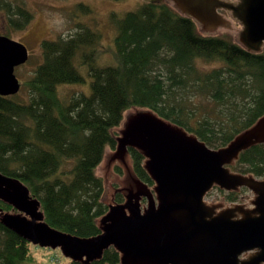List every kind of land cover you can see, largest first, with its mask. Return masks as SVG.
<instances>
[{"label": "trees", "instance_id": "obj_1", "mask_svg": "<svg viewBox=\"0 0 264 264\" xmlns=\"http://www.w3.org/2000/svg\"><path fill=\"white\" fill-rule=\"evenodd\" d=\"M0 11L8 33L35 17L21 0H0ZM115 23L114 64L99 65L94 49L81 53L91 94L66 100L58 88L86 82L75 58L98 37L84 28L68 40L42 41L43 62L22 83L28 102L0 95V172L29 187L52 227L83 238L102 232L111 205L97 168L107 148L117 149L128 110H150L211 148L228 145L264 116V47L251 50L228 34L201 31L170 0H149ZM129 154L137 177L154 185L145 152L134 146ZM234 168L264 176V144L243 151ZM115 200L125 198L120 192ZM0 206L17 211L2 200ZM34 247L0 220V264H35ZM121 257L111 247L89 264H120Z\"/></svg>", "mask_w": 264, "mask_h": 264}, {"label": "water", "instance_id": "obj_2", "mask_svg": "<svg viewBox=\"0 0 264 264\" xmlns=\"http://www.w3.org/2000/svg\"><path fill=\"white\" fill-rule=\"evenodd\" d=\"M172 1L208 30L231 21L226 19L227 11L220 15L219 9L232 8L234 1ZM242 11L245 45L261 50L264 0H245ZM28 59L29 50L23 42L0 34V95L19 93L22 84L15 69ZM121 133L118 155L124 157L128 145L142 149L146 168L157 184V198L147 194V209H141V194L150 191L138 179L140 187H130L128 202L110 206L100 234L75 236L52 227L29 187L0 172V200L19 212L11 214L0 206V220L34 245L60 248L67 258L87 264L111 247L122 254L120 264L264 263V182L232 173L227 167L243 150L264 143V116L219 148H210L146 109L125 116ZM214 184L226 190L249 185L256 195L243 194L246 203L214 201L221 211L216 214L204 202ZM254 250L250 257L242 258Z\"/></svg>", "mask_w": 264, "mask_h": 264}, {"label": "rangeland", "instance_id": "obj_3", "mask_svg": "<svg viewBox=\"0 0 264 264\" xmlns=\"http://www.w3.org/2000/svg\"><path fill=\"white\" fill-rule=\"evenodd\" d=\"M24 4L33 11L35 17L32 22L25 28L17 32H7V21L5 14L0 11V34H5L15 40L23 42L29 50V59L23 65L16 67L15 73L20 79L21 84L32 78L36 68L43 62V50L42 41L44 39L68 40L77 36L79 31L84 28H89L91 31L97 34V41L88 46L83 51H80L75 58L76 64L81 68L86 82L77 84H62L59 85L60 94L66 100H70L73 96H79L82 93L91 94V77L87 74V71L82 64L81 53H85L90 49L97 51L96 57L98 58V64L101 66L114 64V37L117 33V27L115 20L123 18L127 12L137 10L141 5L149 0H21ZM235 1V0H226ZM83 4L86 6L84 9ZM227 18L231 19L230 23H223L215 28L213 31L206 29L202 24H199V29L204 32L228 34L238 42L245 45L246 39L242 38L243 26L242 20L234 13L227 11ZM246 46V45H245ZM264 47V44L261 48ZM221 63H204L201 66L204 68H217ZM30 99L29 90L21 86V90L18 93L17 100L21 102H28ZM145 109H141L143 111ZM140 110L130 109L125 113L127 115H134ZM123 125V124H122ZM122 126L120 128V131ZM120 136L122 133L120 132ZM121 147V146H120ZM213 148V147H212ZM120 148L112 150L107 148L105 159L97 168V174L105 181V201L111 206L117 205L116 195L122 193L125 202H128L130 187L139 188L140 182L133 168V159L126 148L124 157L118 155ZM147 160V158H146ZM145 160V166H146ZM72 166L69 162L65 165L66 168ZM147 169V168H146ZM147 185V183H146ZM150 192L141 194L142 210H145L149 206V198L147 194L154 198H157L156 192L153 190V186L147 185ZM242 191L241 194H253V190ZM214 201H226L225 193H215L213 196ZM236 203H246L242 197L237 198ZM11 214L18 213L17 211H8ZM35 264H69L70 258H67L60 248H45L39 245H35L34 250ZM249 251L242 255V258L250 257ZM89 264V263H88ZM264 264V263H263Z\"/></svg>", "mask_w": 264, "mask_h": 264}, {"label": "flooded vegetation", "instance_id": "obj_4", "mask_svg": "<svg viewBox=\"0 0 264 264\" xmlns=\"http://www.w3.org/2000/svg\"><path fill=\"white\" fill-rule=\"evenodd\" d=\"M244 3H245V0H235L232 4H233V6H232V8H230V9H225V8H221V9H219V14L221 15V14H223L222 13V10H226V11H228V12H231V13H234L235 15H237V16H241V14H242V6H244ZM241 19V18H240ZM245 27V26H244ZM218 28V27H217ZM211 31V30H210ZM213 31V30H212ZM244 31H245V29H244ZM248 49H250L249 47H247ZM251 50H253V49H251ZM259 144H264V143H256V144H254V145H252L251 147H249V148H252V147H254V146H257V145H259ZM129 147H132V146H130V145H128V147H127V149H128V151H129ZM211 148V147H210ZM249 148H247V149H249ZM247 149H245V150H247ZM245 150H243V151H245ZM242 151V152H243ZM241 152V153H242ZM240 153V154H241ZM240 156V155H239ZM238 159H236L234 162H233V164H229V165H227V167L228 168H230V170H231V172L232 173H235V174H240V175H243V176H245V177H249V178H253V179H256V180H259V181H261V182H264V176H255V175H252V174H249V173H241V172H239V171H236L235 170V165H236V161H237ZM245 188L248 190H252L251 188H250V186L249 185H243V186H239V187H237V188H235V189H231V190H226L225 188H223L221 185H219V184H214L213 186H212V188L211 189H209L208 190V192L205 194V196H204V202H205V204L209 207V208H211L213 211H215L216 212V214H218L219 212H221L219 209H217L218 207L215 205L216 203H214V200H213V196L215 195V193H225V194H227V196L228 195H233V196H237V198H239V197H242L243 196V194H241L242 193V191H244L245 193H246V191H245ZM263 193V192H262ZM254 194L256 195V192H254ZM232 203H236L237 202V200L236 201H231ZM229 208H233V209H235V208H241V207H238V206H231V207H229ZM249 214H251V213H249ZM258 215H261V212L260 213H258Z\"/></svg>", "mask_w": 264, "mask_h": 264}, {"label": "bare ground", "instance_id": "obj_5", "mask_svg": "<svg viewBox=\"0 0 264 264\" xmlns=\"http://www.w3.org/2000/svg\"><path fill=\"white\" fill-rule=\"evenodd\" d=\"M146 156V155H145ZM154 180V179H153ZM154 182H155V180H154ZM147 185H149L148 183H147ZM150 186H153L154 188H153V190L155 191V189H156V187H157V184H156V182H155V184L154 185H150Z\"/></svg>", "mask_w": 264, "mask_h": 264}, {"label": "crops", "instance_id": "obj_6", "mask_svg": "<svg viewBox=\"0 0 264 264\" xmlns=\"http://www.w3.org/2000/svg\"><path fill=\"white\" fill-rule=\"evenodd\" d=\"M170 1H172V0H170ZM175 5H176V3L174 2V1H172ZM177 6V5H176ZM177 8H179L178 6H177ZM180 9V8H179ZM181 10V9H180Z\"/></svg>", "mask_w": 264, "mask_h": 264}]
</instances>
